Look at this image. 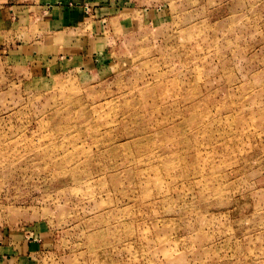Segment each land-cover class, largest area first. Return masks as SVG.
<instances>
[{"label": "rangeland", "instance_id": "1", "mask_svg": "<svg viewBox=\"0 0 264 264\" xmlns=\"http://www.w3.org/2000/svg\"><path fill=\"white\" fill-rule=\"evenodd\" d=\"M0 264H264V0H0Z\"/></svg>", "mask_w": 264, "mask_h": 264}, {"label": "crops", "instance_id": "2", "mask_svg": "<svg viewBox=\"0 0 264 264\" xmlns=\"http://www.w3.org/2000/svg\"><path fill=\"white\" fill-rule=\"evenodd\" d=\"M76 10H78V8H76ZM69 46H71V45H69ZM69 46H68V47H69ZM43 47H44V51H46V52H50V50H51V52H55V49H53V48L49 50V48H50V43L47 42V41L44 42V46H43ZM66 50H67V49H66ZM67 51H69V50H67ZM66 58H73V57H71V56H68V57H67V56H66Z\"/></svg>", "mask_w": 264, "mask_h": 264}]
</instances>
